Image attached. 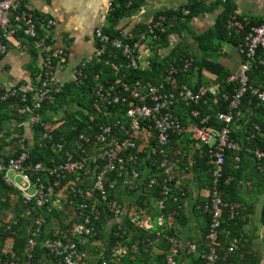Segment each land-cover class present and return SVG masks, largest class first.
Listing matches in <instances>:
<instances>
[{
  "label": "built area",
  "instance_id": "built-area-1",
  "mask_svg": "<svg viewBox=\"0 0 264 264\" xmlns=\"http://www.w3.org/2000/svg\"><path fill=\"white\" fill-rule=\"evenodd\" d=\"M29 1L0 0V60L7 54L10 42L18 51L44 54L34 86L4 88L0 84V101L20 95L19 101L23 103L20 112L24 119L19 120L24 131L6 148L13 155L3 158L0 154V188L10 190V194L0 196V203L5 204L0 205L3 229L0 264H87L92 258L98 264H107L104 260L107 239H98L99 232L105 233V237L112 233L115 238L110 247L112 261L127 253H137L138 249L147 255H159L160 264H217L221 255L224 259L236 247L237 239L229 243L226 252L220 253L221 218L227 204L221 197L219 180L226 153H237L241 149L232 137L231 127L238 121L243 99L248 96L256 101V107L264 105V82L250 83L253 69L264 78V22L250 27L236 47L238 71L230 72L224 81L217 83L232 87L229 94L222 96L224 101L229 100V105L226 112L217 116L223 124L221 128L208 126V116L199 117L196 110L190 111L185 125L175 114V106L197 104L208 92L214 95L218 88L217 84L201 86L196 92L183 85L175 88L177 73L187 71L193 63V58L184 57L180 65L167 71L162 79L164 83L158 86L140 87L136 83L131 88L120 78L97 84L90 121L67 142L56 141L53 135L56 126L50 125L63 123H59L63 115L59 112L61 109L48 111L52 122H48V131L37 140L38 147L48 144V164H45L30 160L28 150L35 144L31 127L46 128L38 112L50 94L62 91L64 83L56 75V66L65 59L66 53L54 47L46 34L38 32V27L47 31L54 22L29 10ZM111 4L112 0H107L109 9ZM182 12L188 14L187 10ZM175 18L159 15L138 32L119 28V37L113 39L104 35L101 28L96 29V53L76 65L72 79L81 77L91 63H99L108 46L120 52L125 67H146L151 44L160 41V34L166 26L173 25ZM235 19V16L230 17L228 28ZM221 54H225L223 49ZM119 67L111 65L114 72H118ZM164 84L173 89L167 90ZM14 126L10 123V130ZM254 129L260 132L258 125ZM173 135H185L183 137L194 145H205L209 149L212 188L203 205V211L209 214V223L202 248L195 243L182 244L171 233L178 223V209L173 207L179 199L173 195L175 174L170 148ZM248 135L255 137L252 133ZM247 150L263 172L264 150ZM10 172L20 179L21 185L9 178ZM178 192L180 197L184 195V191L178 189ZM136 193L142 194L144 199L133 211L131 202ZM124 228L139 230L141 234H128L125 238L119 234ZM42 234L47 237H41ZM17 237L24 238L25 250L20 255L15 250L19 243ZM36 246L43 249L38 258H35ZM93 246L99 247L96 254ZM192 256L197 258L192 259Z\"/></svg>",
  "mask_w": 264,
  "mask_h": 264
},
{
  "label": "trees",
  "instance_id": "trees-1",
  "mask_svg": "<svg viewBox=\"0 0 264 264\" xmlns=\"http://www.w3.org/2000/svg\"><path fill=\"white\" fill-rule=\"evenodd\" d=\"M137 6L134 0H112L111 7L106 17V24L101 29L104 35H107L109 39L119 37V24L123 18L129 17L131 10ZM220 10L215 16L213 24L205 31L201 33H195L191 30V21L194 18L200 17L206 13H212L214 10ZM183 10H187L188 14L184 15ZM234 6L230 1L220 2L215 1L207 2L206 0H187L184 5L175 11H164L158 13L153 20L159 15L166 17L175 16V21L172 26H166L163 33L160 34V41L151 44V52L147 54L149 64L143 68H127L123 65V58H121L120 52L107 47V50L99 63H91L82 72L81 77H76L71 81L64 83L62 91L59 94H50V97L43 103L41 110L38 114L41 117V121L46 125V128L41 126H32V138L35 142L34 146L28 150L30 160L37 162L41 161L48 164V144L46 147H38L37 140L43 132L48 131V122L52 120L48 117V111H56L62 109L63 115L59 119V123L62 124H50L54 125V138L56 141L67 142L72 139L76 134L82 131L84 123L90 121L92 117L91 102L93 97V91L97 84L104 83L105 80H113L120 78L121 81L131 85V88L138 83L139 85H154L158 86L163 84V77H165L167 71L171 67H177L180 65V61L184 57L193 58V63L187 71L177 73L175 88H179L181 85L188 89L196 92L201 86L212 87L214 84L224 81L229 75L230 71L224 67L223 64L218 62L221 54L222 44H229L236 48L247 35L249 28L256 26L264 22V17L256 18H245L234 13ZM231 16H235L233 26L228 28V22ZM122 28V27H120ZM146 28L145 24H137L132 29L133 32H138ZM38 32L41 33L39 27ZM191 33L193 39L196 42V52L190 51L188 47L181 41L184 34ZM178 41L173 43V39ZM35 56V52L31 53ZM238 55V54H237ZM239 56V55H238ZM107 62V64H106ZM117 64L119 67L118 72H114L111 69V65ZM40 73H38L39 75ZM36 75V74H35ZM253 78L251 82H264V78H261L260 72L253 69L250 73ZM218 88L214 95L207 93L202 101L197 104L189 103L188 105L179 104L175 106V114L179 117L182 125L187 124V119L190 117V111L196 110L199 113V117H207L208 126H214L217 128L222 127V122L217 118L220 112H226L229 105V100L224 101L223 94H229L232 87L225 83L217 84ZM167 90H172L173 87L165 85ZM142 94V91H140ZM20 95L11 97L6 101H0V154L1 157L6 158L13 153L7 152L6 148L12 140H16L19 134L24 131L20 121H23V115L20 110L22 109L23 103L19 101ZM214 99H217L214 102ZM50 101V102H49ZM54 103V105H53ZM256 101L253 98L246 96L240 105V116L236 125L231 127V134L235 141L240 145V151L237 153L227 152L225 155V162L223 164L222 178L219 180V190L223 201L227 204V207L223 209L221 218V232L220 240L222 247L220 253L226 252L229 243L235 238L237 244L231 253L223 259L221 255L220 260L217 264H232L236 261L239 255V250H235L243 242L240 237L242 227L246 224L242 220V213L237 210L238 202H241V197L235 195L233 192L234 184L237 178H239L241 172L246 168H250L251 174L264 182V171L261 172L257 163L254 160L253 154L247 149L259 148L264 150V105L258 107L255 106ZM87 112L88 115L84 113ZM80 118V120H78ZM94 121L99 119L93 118ZM81 121V122H80ZM10 123H14V128L10 130ZM260 127V132L255 131L254 126ZM145 129L146 126H143ZM70 128H74L72 130ZM148 129V128H147ZM249 133L255 134V137H249ZM185 135L176 136L173 135L171 138L170 148L174 149L178 143H186L188 145L192 142L188 141L183 137ZM10 138V140H8ZM140 146L142 142H140ZM208 146H201L200 149L191 150V156L185 153L183 159L179 161L180 169L185 165L193 168L195 174L202 175L201 179L207 177L209 188L212 187L210 169L208 159ZM238 158L236 160L235 158ZM264 164V161L262 162ZM176 177L174 178L173 185H175ZM10 194V190L0 188V196ZM173 195L178 196V203L174 205V209H178L180 205V194L178 189H173ZM144 199L142 194L136 193L132 197L131 208L135 211L134 206H140ZM5 206V204L0 203ZM204 205V204H203ZM203 205L201 210L203 211ZM21 211V209L19 210ZM204 213L206 223L204 225L205 230L203 231V237L206 234L209 214ZM264 220V208L262 212ZM180 219V217H179ZM18 230V228L16 229ZM130 231V232H129ZM19 233V232H17ZM21 233V230H20ZM173 233V231H171ZM23 234V233H22ZM119 234L125 238H128V234H141L139 230H127L122 229ZM3 237V229L0 227V242ZM41 237H47V234H42ZM98 239H107V245L104 250V260L107 264H160V256L147 255L138 249L137 253H127L125 256L120 257L114 261L110 257V247L115 240L113 234L105 237V233L99 232ZM19 240L15 250H18L20 255L25 250L23 245L24 238L17 237ZM118 239V238H117ZM95 247V246H93ZM239 248V247H238ZM95 254L99 251V247H95L92 250ZM43 254V249L40 246L35 248V258H38ZM36 263V261H34ZM87 264H98L93 258Z\"/></svg>",
  "mask_w": 264,
  "mask_h": 264
},
{
  "label": "crops",
  "instance_id": "crops-1",
  "mask_svg": "<svg viewBox=\"0 0 264 264\" xmlns=\"http://www.w3.org/2000/svg\"><path fill=\"white\" fill-rule=\"evenodd\" d=\"M137 6L131 10L129 17L120 21L119 28L130 30L137 24H147L155 16L164 11H175L187 0H134ZM214 3L218 0H206ZM230 1L235 10V15L247 18L264 17V0H219ZM27 8L44 20H52L54 25L47 31L39 27L41 34H46L54 47L65 51L66 57L56 66L58 79L67 83L72 80V71L83 60L93 57L98 46L94 31L103 28L109 11L107 0H31ZM220 12L214 10L191 21V30L201 33L207 30ZM198 30L196 32L193 29ZM178 41L173 39V43ZM181 41L191 48L190 41L194 42L191 33L184 34ZM189 42L190 44H188ZM196 43V42H195ZM223 49V48H222ZM224 50V49H223ZM225 51V50H224ZM32 53V52H31ZM31 53L18 51L14 43L10 42L7 54L0 60V84L4 88L11 86L35 85L41 64L43 53ZM223 55V54H222ZM226 55V51L225 54ZM230 57V56H228ZM232 61L227 60L223 64L230 72L238 71L239 56L236 54ZM36 74V75H35ZM31 135V134H30ZM193 143H178L172 150L171 162L174 165L176 177L175 188L184 191L178 208V223L173 226V233L182 244L195 243L202 248L204 243L203 231L205 230V217L201 206L207 201L211 188L208 186L207 177L195 174L193 168L185 165L180 169L179 161L185 153L191 156V150L201 148ZM187 158V157H186ZM251 169L243 170L236 179L233 192L241 197L237 210L242 213V220L246 224L240 233L243 242L235 250H239L236 261L232 264H264V220L262 216L264 208V182L258 179ZM180 217V219H179ZM192 256V259H196Z\"/></svg>",
  "mask_w": 264,
  "mask_h": 264
},
{
  "label": "rangeland",
  "instance_id": "rangeland-1",
  "mask_svg": "<svg viewBox=\"0 0 264 264\" xmlns=\"http://www.w3.org/2000/svg\"><path fill=\"white\" fill-rule=\"evenodd\" d=\"M193 30H195L196 32H199V31L196 30L195 28H194ZM182 38H184V35L182 36ZM187 43H188V44L191 43V48H190L189 50H190V51H193V52L195 53V52H196V43H195V41H194V42L190 41V43H189V42H187ZM222 48L226 51V55H227V56L220 57V58L218 59V62L221 63V64H226V61H225V60L231 62V61H232V58H230V57L235 58V56H236V54H237V53H236V48H234L233 46H231V45H229V44H222ZM228 56H230V57H228ZM224 59H225V60H224ZM61 111H62V109L59 110V112H61ZM8 176H9V178H10L14 183H17L18 185H21L20 179H19L18 177H15L14 174H13L12 172H10V173L8 174Z\"/></svg>",
  "mask_w": 264,
  "mask_h": 264
}]
</instances>
